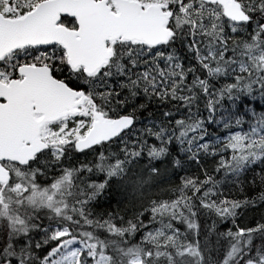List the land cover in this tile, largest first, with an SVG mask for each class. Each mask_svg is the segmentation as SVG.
<instances>
[{"label": "snow or ice", "instance_id": "6c2138e0", "mask_svg": "<svg viewBox=\"0 0 264 264\" xmlns=\"http://www.w3.org/2000/svg\"><path fill=\"white\" fill-rule=\"evenodd\" d=\"M259 206L264 0H0V264H264Z\"/></svg>", "mask_w": 264, "mask_h": 264}, {"label": "trees", "instance_id": "16d2710c", "mask_svg": "<svg viewBox=\"0 0 264 264\" xmlns=\"http://www.w3.org/2000/svg\"><path fill=\"white\" fill-rule=\"evenodd\" d=\"M150 110H155L154 105L150 106ZM115 147V145L113 146ZM78 155V159H76V156ZM94 158L93 154L91 152H88L87 154H74L72 157V160L76 164L83 163L85 161H90ZM141 167H143V164H140L139 166L134 167L133 173H130L129 176L135 180L137 178H143L147 179V175L144 174L141 177ZM161 168H164L165 165H160ZM169 174H171V166H167ZM185 167L189 169L190 173L200 174L197 169V165L191 164L188 165L185 163ZM205 167L209 169V171H212L214 168V163L211 160V158H208L205 163ZM257 171H259V168H257ZM254 173L248 174V180L250 181L252 179V176ZM51 177V172H50ZM49 177V178H50ZM43 180L44 178L41 177ZM178 182V177L173 176L171 180L167 181L165 185L167 186L168 183H176ZM259 181L257 180V184ZM246 187H250L248 184L245 185ZM134 184H129L127 186H122L121 189L118 187L116 183L113 184L112 190L108 193H106V196L101 198L99 207L96 209L98 212H108V211H117L122 210L125 207L126 201L129 198V193H131L134 189ZM148 186H145L144 191L148 192ZM156 189L153 188L152 191H155ZM225 195H230L234 198H243L244 195H247L249 193H241L240 190L231 184L225 186L224 189ZM157 195H160V193L157 191ZM251 195H255L256 192H251ZM261 216H264V206H259L254 209L248 210L245 215L240 219L241 225H249L254 224L257 219H259ZM203 219V218H202ZM39 238V237H38ZM138 238V237H137Z\"/></svg>", "mask_w": 264, "mask_h": 264}]
</instances>
